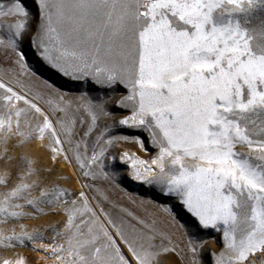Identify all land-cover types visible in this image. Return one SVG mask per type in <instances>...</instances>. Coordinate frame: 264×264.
<instances>
[{"label":"snow or ice","instance_id":"obj_1","mask_svg":"<svg viewBox=\"0 0 264 264\" xmlns=\"http://www.w3.org/2000/svg\"><path fill=\"white\" fill-rule=\"evenodd\" d=\"M32 5L35 13L25 0H0V65L15 77L0 80V160H15L18 181L9 188L12 173L0 178V223L62 219L48 225L49 238L36 229L0 235V244L52 264H264V0ZM25 40L77 98L47 80V98L33 92L38 69ZM17 137L13 148L38 141L52 164L74 163L93 182L116 181L123 169L119 182L146 185L165 215L120 208L117 220L92 203L100 196L69 199L47 182L51 167L9 155ZM129 145L152 154L143 159Z\"/></svg>","mask_w":264,"mask_h":264},{"label":"rangeland","instance_id":"obj_2","mask_svg":"<svg viewBox=\"0 0 264 264\" xmlns=\"http://www.w3.org/2000/svg\"><path fill=\"white\" fill-rule=\"evenodd\" d=\"M31 8L33 13H35L36 9L32 5V0H25ZM25 50L29 53V63L33 68L38 69V75L36 78L31 79L30 87L33 92L41 93L45 98H47V92L45 91V80L54 82L56 85L61 86V91L66 92L69 97L77 98L79 93L75 91V88L72 86V82L67 81L66 78L62 77L54 70L47 68V66L38 64L36 62L35 57L32 53L35 51L34 49H30L28 47V42L25 40L24 44ZM7 66L0 65V77L2 80L15 79V77L6 72L5 68ZM39 103L42 106H47L44 103V100H39ZM23 126V125H22ZM17 138H14L9 141V155L12 157H18L21 153L29 155L31 158H35L39 160V164L37 167H51L53 169L51 177L48 178L49 183L55 180L61 187L68 190L69 193L73 195L68 197L69 199L76 198L75 193L80 191H84L86 196L91 199L94 196H100V199L92 200L93 204L100 203L106 211L110 212L113 219H117L123 215L122 212L119 211L120 208L125 209L128 212H132L134 215L145 219H151L153 217L161 218L165 214L159 208L158 197L154 192H151L147 186L141 187L138 182L132 181L130 179L120 181V176L124 174V170L121 169L117 173L116 181L107 182L102 178L93 182L91 178H85L79 171L76 170L74 163H67L63 159L58 160L56 164H52V162L48 159V153L40 148L38 141H33L31 143L26 144L23 148H13L12 146L16 143ZM131 151L137 152L138 155L143 159H147L152 152L147 154L140 152L138 148L135 146H128ZM3 145L0 144V151H2ZM111 162H108V170L111 171ZM8 171L12 173V179L9 181V188L11 187L13 182H18L16 180L15 173L17 169L15 168V160L9 164H5L4 160H0V178H3L4 173ZM44 174H42L43 176ZM87 185V187H83ZM3 186H0V193L6 191ZM38 192L34 191L32 193L33 196L37 195ZM101 194L106 195L108 200H104ZM23 203V201H18ZM116 205L117 207H113ZM24 211H29L27 208ZM62 219V216H37L35 219L32 218H22L20 220L10 222V223H0V235H11L13 232L19 234L22 231L33 232L36 229H39L44 233L46 238L51 237L52 233L47 230L49 224L58 222ZM47 242V241H45ZM219 241L217 239L216 242L209 241L207 248L211 251H216L219 248ZM16 254H21L24 257L29 259V264H37L39 259L35 258L33 252L29 247H15L11 249H5L2 244H0V258L8 256L12 257ZM41 264H52L51 260H45Z\"/></svg>","mask_w":264,"mask_h":264},{"label":"bare ground","instance_id":"obj_3","mask_svg":"<svg viewBox=\"0 0 264 264\" xmlns=\"http://www.w3.org/2000/svg\"><path fill=\"white\" fill-rule=\"evenodd\" d=\"M2 77H0V80H2L1 79ZM14 103H16V102H14ZM33 252V251H32ZM33 254H34V256H35V258H37V259H39V261H37V264H41L43 261H45V260H41L40 259V257H42V253H40V254H38V253H36V252H33Z\"/></svg>","mask_w":264,"mask_h":264}]
</instances>
